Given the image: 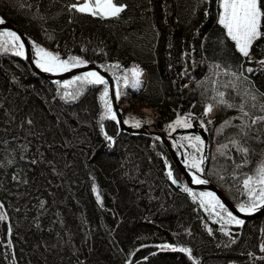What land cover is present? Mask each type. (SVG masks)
<instances>
[{
  "label": "trees",
  "instance_id": "trees-1",
  "mask_svg": "<svg viewBox=\"0 0 264 264\" xmlns=\"http://www.w3.org/2000/svg\"><path fill=\"white\" fill-rule=\"evenodd\" d=\"M220 1L120 0L118 17H101L73 9L77 0H0V18L69 63L80 57L108 70L126 93L119 99L132 105L125 121L140 120L145 103L159 111L150 123L191 166L202 159L193 168L241 205L251 202L243 181L264 162V120L256 119L264 116V35L249 60L219 23ZM4 39L0 264H264V214L237 225L206 211L203 192L184 190L157 135L102 119L107 84L45 78L11 44L5 50ZM134 62L147 79L132 90L122 78ZM209 103L217 109L213 122L203 112ZM185 117L208 132L203 153L185 142L189 133L168 135ZM166 242L191 254L157 251Z\"/></svg>",
  "mask_w": 264,
  "mask_h": 264
},
{
  "label": "snow or ice",
  "instance_id": "snow-or-ice-1",
  "mask_svg": "<svg viewBox=\"0 0 264 264\" xmlns=\"http://www.w3.org/2000/svg\"><path fill=\"white\" fill-rule=\"evenodd\" d=\"M71 7L81 13H89L92 16L101 17H118L125 9V5L121 4L120 0H78V3L71 5ZM221 7L223 12L219 17V23L227 29V35L236 42L239 52L245 57H248L250 55L253 42L264 35V32L261 31L262 26H264V7H262L261 0H222ZM2 23H4V21L0 18V24ZM0 37L5 38L2 41L5 46V50H7V45L11 44L12 47L17 50L18 55H24L23 43L15 32H0ZM36 55L39 57L36 63L46 72L68 71L70 66L79 67L86 63V61H83L80 57H73L70 65L68 60H62L58 54L49 52L39 46L36 47ZM259 63L264 66V61H259ZM247 71L251 72L253 70L249 68ZM129 73L131 79L129 77ZM142 75L143 72L138 67L129 69L122 78L124 87L127 88L129 85H131V87H138L141 83L140 77ZM233 75H235V73H233ZM74 82H79L81 86L107 84L106 79L95 71L87 72L83 76H77ZM78 94L79 93H77V95ZM67 95L72 94L69 93ZM115 95L116 98L119 99L122 95H126V93L123 92L122 89L118 88ZM219 95L223 97L224 94L220 93ZM72 98L75 99L76 96L73 95ZM254 98L255 97H253V99ZM101 99L104 102L105 108V113L102 119L109 118L116 120V113L112 110V104L109 99V90L107 87H105ZM219 103L224 104L226 102L221 99ZM228 106L231 107L232 105ZM211 109L212 105H208L205 114L207 115ZM256 119L264 120V116L257 117ZM135 126L140 127L139 120L135 121ZM175 126L188 128L192 125L187 122V118L185 117L177 119L174 122V125H169V127L172 128ZM108 139L111 140L112 138L108 137ZM188 139L192 138L189 137ZM194 139L196 143H202L200 137L197 136ZM240 150L244 153H247L248 151L246 148H241ZM192 167L199 168L200 163L193 162ZM168 174L169 176L172 175L171 172ZM173 182L175 183V180ZM194 182L197 184L206 183V181L201 180L199 177H195ZM243 184L248 190L251 202L248 204H241L239 210L241 212L251 213L256 211L259 207L264 206V162L258 166L256 174L254 176H248L243 181ZM184 190L191 192V189L187 187ZM200 196L202 198L201 203L203 205H207L205 207L206 211H208L210 207L218 217L225 219L221 216V211H223L226 214L225 223L243 225L244 221L234 216L232 212L228 211L213 193H200ZM193 198H195V194H193ZM217 209H220L221 211H217ZM4 218L5 217L3 215H0V219ZM164 247L171 246L165 245ZM262 248H264V245H262ZM178 250L181 252H188L189 255L191 254L190 249L180 248Z\"/></svg>",
  "mask_w": 264,
  "mask_h": 264
},
{
  "label": "water",
  "instance_id": "water-1",
  "mask_svg": "<svg viewBox=\"0 0 264 264\" xmlns=\"http://www.w3.org/2000/svg\"><path fill=\"white\" fill-rule=\"evenodd\" d=\"M0 30H12L15 32L19 37L21 42L23 43V49H24V58L30 63L33 70L38 73L39 75L49 78L53 81L58 80H67L69 78H72L80 73H87L91 71L98 72L100 75H102L106 81L107 85L109 86L110 90V96L112 100V106L114 109V112L117 116V122L122 130H126L128 132H146L150 134L157 135L163 144L167 147L168 151L170 152L171 160L176 165L178 170L182 173V175L185 178L186 185L193 190H209L211 192H214L215 195L223 202V204L233 213V215L237 216L238 218L242 220H247L256 216H261L264 214V206L259 207L256 211L248 213V212H241L239 210L240 205L234 203L232 200L228 198V196L223 192V190L217 186L213 181H211L207 176L199 174L203 178H207L210 182L208 186H204L203 184H197L194 182L191 174L189 173L188 167L184 162V156L182 154H178L175 147L173 146V143L169 137H167L161 130L157 128L155 124H149L144 123L140 127H136L135 124H127L124 119V115L126 110L120 106L118 99L116 98V82L114 80L113 75L106 69H103L100 65L95 63H90L86 65H81L79 67H73L69 69L68 71L60 74H56L53 72H46L44 71L39 65L34 61L33 58V46L29 40V38L21 31L19 30L14 24H12L9 21H4V23L0 24ZM199 131L201 133L200 138L205 139L207 141L208 139V132L205 131L202 127H199L196 123L188 128H181L179 127L176 132L180 133H188V132H196ZM172 173L171 180L172 183L177 186L178 188H181L183 186V183L177 179L173 171H170ZM175 180V183L173 182Z\"/></svg>",
  "mask_w": 264,
  "mask_h": 264
},
{
  "label": "rangeland",
  "instance_id": "rangeland-1",
  "mask_svg": "<svg viewBox=\"0 0 264 264\" xmlns=\"http://www.w3.org/2000/svg\"><path fill=\"white\" fill-rule=\"evenodd\" d=\"M78 1V0H77ZM221 4H222V0L220 1V7H221ZM222 12H223V9H222V7H221V10H220V15L222 14ZM227 30V29H226ZM30 42H31V40H30ZM235 44H236V42H235ZM32 46H33V58H34V61L36 62L38 59H39V57L36 55V46L35 45H33L32 44ZM23 51H24V49H23ZM63 60V59H62ZM70 65H71V63H69ZM85 65V64H84ZM71 68H73V67H69V69H71ZM64 72H66V71H53V73H56V74H60V73H64ZM72 78H76V76H74V77H72ZM71 79V78H70ZM68 80L69 79H67V80H60L61 82H64V83H67L68 82ZM130 87H131V85H130ZM132 88V90L133 89H137V87H131ZM119 100V99H118ZM131 105V104H130ZM208 105H212V109L211 110H216V114H217V109H216V106H215V104L214 103H209V104H207L206 106H205V108H204V115H205V117L208 119V120H210L211 122H213V121H216V114L214 115V116H209L208 115V113H207V115L205 114V112H206V108H207V106ZM132 106V105H131ZM150 107H147L145 104H142L139 108H137V112H139V114H136L137 116H139V117H141V119L139 120L140 121V124H142V123H145V122H153V118H155L156 117V115H155V111L153 110V109H151ZM210 114V113H209ZM125 119H127V117H126V115H125ZM128 120V119H127ZM187 122L189 123V124H191V125H193V124H195L196 122L194 121V119H192V118H190V119H187ZM132 123H134V122H132ZM170 125H174V123H171ZM178 128H177V126H175L174 128H172V127H170V132L168 133V135L169 136H173L174 135V133H175V131L177 130ZM196 132H199V131H196ZM200 133V132H199ZM200 135H201V133L199 134V136L198 137H200ZM192 138V139H188V138ZM195 137H197V136H194V135H192V134H188L186 137H185V142L188 144V145H190V146H194V145H196V147L199 149V151L201 152V153H203V151H204V139H200L201 141H202V143H196L195 142ZM173 140V139H172ZM198 145V146H197ZM166 160H168V159H166ZM200 161H202V159L201 160H196L195 162H200ZM185 162L187 163V164H189L190 165V162H188V160L185 158ZM191 164H193L192 163V161H191ZM189 165H187V166H189ZM191 166V165H190ZM189 166V167H190ZM170 172V171H169ZM177 177V176H176ZM178 179V178H177ZM202 192L203 193H213L214 195H215V193L214 192H211V191H209V190H202ZM215 197H216V195H215ZM201 198V197H200ZM217 198V197H216ZM218 199V198H217ZM204 207H206L207 205H203ZM208 211H211V213H213V214H215V212L214 211H212L211 210V208L209 207V210ZM217 211H221L220 209H217ZM221 214L226 218V214L223 212V211H221ZM216 215V214H215ZM214 218H216V217H214ZM238 218V217H237Z\"/></svg>",
  "mask_w": 264,
  "mask_h": 264
},
{
  "label": "built area",
  "instance_id": "built-area-1",
  "mask_svg": "<svg viewBox=\"0 0 264 264\" xmlns=\"http://www.w3.org/2000/svg\"><path fill=\"white\" fill-rule=\"evenodd\" d=\"M135 67H138V68L141 69L142 72H143L142 78L140 79L141 82H142V80H144V78H145V68H144L141 64H137ZM122 105H123V106H128V105H129V101H128V100H124L123 103H122ZM151 109H153V110L155 111V115H156L155 118H159V117L161 116V114H160L159 111H157L156 109H154V108H152V107H151ZM151 109H150V110H151ZM209 113H210V114H209ZM209 113H208L209 116H214V115L216 114V110H215V109H214V110H211ZM158 248H159V249H164V247H162V245H159ZM171 248H172V249H175L176 246H171Z\"/></svg>",
  "mask_w": 264,
  "mask_h": 264
},
{
  "label": "bare ground",
  "instance_id": "bare-ground-1",
  "mask_svg": "<svg viewBox=\"0 0 264 264\" xmlns=\"http://www.w3.org/2000/svg\"><path fill=\"white\" fill-rule=\"evenodd\" d=\"M141 78H142V76L140 77V79ZM188 170H189V173L191 174L193 180L195 179V177H199L201 180L206 181V183H203L204 186H208L210 184V182L207 178L201 177L199 174H197L195 171H193L190 167H188Z\"/></svg>",
  "mask_w": 264,
  "mask_h": 264
},
{
  "label": "flooded vegetation",
  "instance_id": "flooded-vegetation-1",
  "mask_svg": "<svg viewBox=\"0 0 264 264\" xmlns=\"http://www.w3.org/2000/svg\"><path fill=\"white\" fill-rule=\"evenodd\" d=\"M189 134H192V135H194V136H199V132H191V133H189ZM204 143H205V145H206V143H207V141H204ZM192 167V166H191ZM192 169L193 170H195L193 167H192ZM182 174V173H181Z\"/></svg>",
  "mask_w": 264,
  "mask_h": 264
}]
</instances>
